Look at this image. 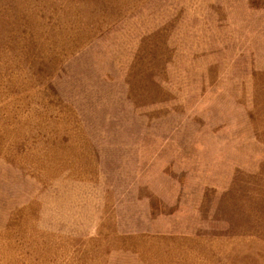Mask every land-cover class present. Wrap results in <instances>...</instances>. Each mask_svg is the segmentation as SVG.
Here are the masks:
<instances>
[{
    "label": "rangeland",
    "instance_id": "1",
    "mask_svg": "<svg viewBox=\"0 0 264 264\" xmlns=\"http://www.w3.org/2000/svg\"><path fill=\"white\" fill-rule=\"evenodd\" d=\"M0 264H264V0H0Z\"/></svg>",
    "mask_w": 264,
    "mask_h": 264
}]
</instances>
